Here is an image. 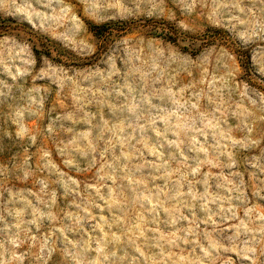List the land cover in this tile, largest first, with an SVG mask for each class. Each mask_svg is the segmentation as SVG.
Here are the masks:
<instances>
[{"label":"clouds","instance_id":"obj_1","mask_svg":"<svg viewBox=\"0 0 264 264\" xmlns=\"http://www.w3.org/2000/svg\"><path fill=\"white\" fill-rule=\"evenodd\" d=\"M55 2L62 5L59 20L71 23L56 34L57 42L77 55L91 54L94 46L81 38L82 23L69 15L64 0ZM85 2L95 6L99 0ZM130 2L138 11L144 5L147 19L164 16L166 0ZM211 3V16L222 12L234 36L264 39V0ZM52 4L0 0V22L33 29L39 22L46 32L44 22L57 16L37 6ZM179 4L181 14L190 16L207 0ZM115 5L122 7L121 0ZM121 14L132 12L124 8ZM177 26L188 27L183 21ZM148 48L118 39L98 58L105 70L81 73L78 82L45 56L37 66L26 41L14 35L0 39V264H49L54 253L61 264H173L172 249L180 244H191L193 255L201 250L193 259L179 258L188 264H205V258L215 264L221 251L236 255L223 264H257L264 256V209L253 203L264 199V189H253L250 198L241 171L251 164L264 172V155L241 154L259 144L246 122L253 113L241 105L247 100L264 109V95L252 99L245 89L237 104L230 97L239 86L225 99L227 84L217 87L212 77L207 89L192 87L193 95L185 97L184 89L173 91L179 58ZM9 77L11 84L5 82ZM61 98H70L71 108L58 105ZM202 99L208 100L206 108ZM229 116L240 117L237 128L248 129L243 139L232 135ZM45 138L53 141L59 164ZM186 151L195 153L191 162ZM89 172L91 178H77ZM101 207L111 215H93ZM197 208L203 213L199 222ZM183 209L192 212L191 220ZM161 212L173 226L167 233L159 227ZM200 223L211 230L200 229Z\"/></svg>","mask_w":264,"mask_h":264},{"label":"rangeland","instance_id":"obj_2","mask_svg":"<svg viewBox=\"0 0 264 264\" xmlns=\"http://www.w3.org/2000/svg\"><path fill=\"white\" fill-rule=\"evenodd\" d=\"M64 4L70 8L69 15H74L82 23L81 38L94 46V51L91 54L77 55L57 42L56 34L63 32L65 27H70L71 23L67 20L62 22L59 20L62 5L57 4L55 0H53L52 8H46L42 5L37 6L39 11L50 16H57L55 21L44 22L46 32L40 28L39 22H36V29L28 24L17 26L0 22V39L5 35H14L18 42L23 43L26 41L31 46L32 54L37 60V66L40 64V57L45 56L53 64L62 66L68 71L69 76L80 82L79 74L81 73L95 72L98 68L104 71L105 69L98 60L102 56V52L107 51L110 43L114 44L116 40L127 37L133 44H139L146 52L149 50L148 46L151 45L161 49L165 56L179 58L173 64V67L180 72L179 75L173 73V75H176V87L173 88V91L180 92L181 89H184L182 95L185 97L193 95L192 87L207 89L212 77H216L217 87L227 84L228 87L223 88L222 91L225 99H229L227 95L229 90L236 89L239 86V89L230 97L237 104L240 103L241 93L245 89L248 90L247 95L252 99L258 100L256 93L264 95V39L245 40L242 36H234L233 29L227 23V17L222 12H218L216 16H211L213 8L211 0H207V4H198L197 10L190 16L181 14L182 7L179 0H177V3H173V0H166L164 16L159 20L147 19L142 11L145 6L141 5V10L138 11L135 4L130 0H121L122 7L116 6L115 0H99V3L95 6L89 5L85 0H64ZM124 8L130 9L132 15L121 14ZM178 21L187 24V29H180L177 26ZM107 23L117 24L108 25L107 28L103 27L100 30L97 29L98 26ZM95 28L99 34L94 32ZM183 68H187V71H184ZM221 77H223V81H221ZM3 78V76H0V79ZM5 82L13 83L10 77ZM209 95L215 96L214 93H209ZM53 99H55V96H53ZM56 103L71 108L70 98H61ZM207 105L208 100L202 99L201 107L206 108ZM241 107L247 108L253 113V116L248 117L246 122L251 127V139L259 141L257 146L241 154L261 157L264 155V109L254 108L247 100L243 102ZM58 110L63 111V109ZM240 119V117H228L229 125L234 128L232 135L236 139H243L248 135L247 128L243 126L237 128V122ZM31 123L33 126L38 124L37 121ZM65 135L63 132L58 133L60 137ZM201 140H203L202 137ZM45 142L53 148V158L59 164L60 160L53 147V141L45 138ZM165 155H167V152H165ZM186 155L189 156L191 162V158L195 156V153L186 151ZM145 156L148 160L154 159L147 156V153H145ZM260 164L264 166V159H261ZM33 166H35V157H33ZM213 171L219 170L214 169ZM241 171L244 173V180L250 198L253 189H264V172L260 171L259 167H253L249 164L242 167ZM70 174L76 175L75 173ZM91 176L92 173L89 172L77 178L84 180L85 178H91ZM197 189L202 191L199 185H197ZM31 190L35 191V189ZM125 195H128L127 189H125ZM262 196H264V192H262ZM98 203L103 205L102 201H98ZM253 203L264 209V199H255ZM64 206L62 198L60 207L63 208ZM91 211L97 217L100 215L109 217L111 215L103 207ZM182 211L188 217V220L192 219V212L188 209ZM195 215L198 222L203 219V213L198 208L195 210ZM160 218V230L165 233L172 230L173 226L167 222L168 218L164 212L160 213ZM217 221L219 222V218H217ZM181 223L187 226L188 221H182ZM231 223L233 222H228L229 225ZM199 226L200 229L208 228V230H211V226L203 223H200ZM149 227H154V225L150 224ZM88 230L90 231V229ZM69 238H71V235H69ZM205 246L207 247L206 244ZM172 254L174 256L173 264L179 261L181 256L193 259L194 256L202 255L198 247L195 248L193 255L191 244H180L178 248L172 249ZM133 255L138 256L139 253H133ZM219 257L215 264H223V261L229 258L236 261L234 253L225 254L221 251ZM25 264H28L27 260ZM49 264H61L58 253L53 254ZM179 264H188V261H179ZM205 264H209L206 258ZM257 264H264V256L259 258Z\"/></svg>","mask_w":264,"mask_h":264},{"label":"trees","instance_id":"obj_3","mask_svg":"<svg viewBox=\"0 0 264 264\" xmlns=\"http://www.w3.org/2000/svg\"><path fill=\"white\" fill-rule=\"evenodd\" d=\"M114 24H117V23H107V24H103V25L98 26L97 29L100 30V29H102L103 27H106V28H107L108 25H114ZM122 24H123V22H122ZM97 29L95 28V29H94V32H95L96 34H97V33L99 34V32H97ZM215 30H216V29H215ZM101 32H102V31H101Z\"/></svg>","mask_w":264,"mask_h":264}]
</instances>
